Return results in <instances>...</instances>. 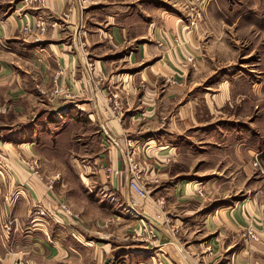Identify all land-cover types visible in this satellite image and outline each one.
Instances as JSON below:
<instances>
[{
    "label": "crops",
    "instance_id": "1",
    "mask_svg": "<svg viewBox=\"0 0 264 264\" xmlns=\"http://www.w3.org/2000/svg\"><path fill=\"white\" fill-rule=\"evenodd\" d=\"M34 1L0 0V98L4 94L10 99L25 97L32 106H49V110H40L47 112L48 119L37 117L41 130L36 131L34 119L27 124L32 126L33 139L26 144L25 153L34 159V165H74L80 188L73 189L68 180L59 181L44 173L43 178L34 177L36 173L31 175L24 167L25 171L20 167L23 173L14 172L9 185L12 190L2 195V203L20 198L25 207L17 202L13 212L8 208L0 212V264H104L106 260L108 264H264V198L248 196L227 206L225 180L206 179L209 175L205 172H171L181 155L188 156L193 148L201 149L200 144L208 142L196 143L194 138L210 139L208 143L217 148L225 145V122L236 125L240 121L224 119L222 112L227 107H251L259 101L256 96L264 94V54H253V46L226 62L230 42L225 37L216 34L212 40L200 42L195 32L188 35L185 31L180 47L162 56L154 43L161 41V29L157 32L154 26L163 24L178 34L185 25L169 18L162 22V17L152 22L139 20L130 11L138 10L133 6L137 1L89 0L87 6H83L85 0ZM217 9L224 10V3ZM232 9L242 11L229 20L234 36L250 38L251 34H245V27H250L254 37L245 45L264 42V0H235ZM39 18L46 28L42 34L35 23ZM23 24L28 27L24 37ZM219 25L216 20L202 24L208 28V36L210 27ZM256 37L259 39L254 41ZM210 55L216 61L210 65L217 66L218 72L214 88L197 81L210 66L204 60ZM188 56L196 59V73L190 81L177 80L172 75L183 71L181 57ZM3 57L14 64L25 58L26 66L38 60L37 66L29 68L33 77L26 71L20 80L17 67L13 68L15 74L8 71L7 76ZM88 62L92 63L91 72L103 75L106 81H89L85 71ZM187 70L193 72L189 67ZM55 72L74 76L66 78L71 82L66 86L67 96H46L44 87ZM171 76L174 82L167 80ZM37 77L42 82L39 95L33 83ZM3 88L8 90L3 93ZM110 98L126 107L121 118L110 112ZM205 113L217 118L216 122L203 124ZM259 123V130L239 128L230 136L244 139L239 145L246 144L249 158L258 155L262 160L264 120ZM101 127L119 148H125L128 140L133 143L131 158L139 166L138 172L143 170L141 181L147 186L146 178L151 179L147 199L129 190L127 163L106 140ZM49 128L50 133L46 132ZM61 155H67L63 163ZM198 162L201 169H211L204 160ZM213 166L225 169V165ZM50 184L56 188L51 190ZM198 189L204 192L202 196ZM216 194L219 204L211 199ZM59 201L69 205L78 221L58 214L55 225L49 221L26 226L34 206L53 214L58 213ZM129 207L133 214L127 211ZM2 218L16 220L10 233L3 230ZM250 226L259 236V241L251 244L245 238ZM143 227L153 228V246L140 240L146 236L141 233ZM128 233L138 234L136 241L125 236ZM93 234L98 242L90 237ZM104 240L110 241L102 244Z\"/></svg>",
    "mask_w": 264,
    "mask_h": 264
},
{
    "label": "rangeland",
    "instance_id": "2",
    "mask_svg": "<svg viewBox=\"0 0 264 264\" xmlns=\"http://www.w3.org/2000/svg\"><path fill=\"white\" fill-rule=\"evenodd\" d=\"M127 2H134L137 1L138 3L133 5V6H138V10H130L131 11V16L138 18L139 20H146L148 21H156L158 20L159 17H162L160 21L164 22L165 18H169L172 20H176L178 22H182L185 26H182L183 32L181 31L178 34H175L177 31H172L168 30L163 24L161 26L155 27L154 29L158 28L157 32L160 30V35H161V41H153L157 47L159 48L161 55H168L171 52H174L176 48L180 47L181 43L184 42V32L189 34H193L194 32L197 34V37H199V41H206V40H212L213 36L216 34H221L222 37H225L227 39V42H230V45L227 44V58L225 61L227 62L228 59L236 55L239 51H248L251 49V47L256 46L254 48L253 54L262 52L264 54V42H251L250 45L246 44L245 41L247 39H250L253 36L252 31L249 30L250 27H245L246 35H252L250 38L249 36L247 37H235L236 31H234V27L230 26V21L233 19L234 16H239V14L242 11H235L232 9V6L234 5L235 0H126ZM38 3V1H34V3ZM221 2L224 3V10H219L217 9V6L221 5ZM85 3V4H84ZM83 3V6L90 5L89 0H85ZM237 13V14H236ZM42 13H39L36 17L40 16ZM1 15V13H0ZM25 16V13L23 17ZM1 19V18H0ZM4 17L2 16V20ZM160 19V18H159ZM228 19V20H226ZM207 20H216L217 23L220 25L218 27H210L209 29V36H208V28H205V26H202L204 22ZM142 21V22H143ZM1 22V20H0ZM141 22V21H140ZM141 22V23H142ZM165 27V28H164ZM25 28L28 29V27L23 24L22 25V32L21 35H26ZM187 28V29H186ZM214 29V30H213ZM180 30H182L180 28ZM42 34V33H39ZM36 35V33H35ZM195 37V36H194ZM259 37L253 38L254 41H257ZM82 44H83V49L87 53V44L85 42V38L81 37ZM252 40V41H253ZM245 42V43H244ZM249 43V42H248ZM236 44V45H235ZM205 48V47H204ZM204 51H202L201 54H203ZM229 55V57H228ZM6 56H9V52L6 53ZM212 55L210 57L204 58V60L207 59L208 65L213 63L216 65V61L212 60ZM3 68L7 70V76H9V72H13V68L17 67L16 69V75L19 77L20 80L24 79L25 76L27 75V72L29 73L27 76L29 78L33 77V69L31 68V71L29 72V68L31 64L33 66H37L38 60H35L34 63L27 64L25 62V58H20L17 59L16 64H14L13 60H10V58H4L3 57ZM87 61L88 58H86ZM192 59V62H189V60ZM201 61V58L199 59ZM213 61V62H212ZM90 65L92 63L88 62ZM181 67H185L183 71H180L177 76L172 75L178 79H183V80H191L193 77L192 75L196 73L197 69V64H196V59L193 57H181ZM187 67L191 68L193 72H189L187 70ZM217 67V66H214ZM212 65H210L207 68V71L201 73L198 80L200 82H205L212 88L215 87L216 83V75H218L216 72L217 69L214 68ZM199 68V67H198ZM3 70V69H2ZM9 71V72H8ZM27 71V72H26ZM15 74V72H13ZM58 72H55L52 74L51 78L49 76V83L45 88L44 91H46V96L51 97L56 96V86H57V81L54 79L57 77ZM39 76V75H38ZM172 76L170 78H167L168 81L174 82ZM191 76V77H190ZM36 77V76H35ZM73 77L72 75H60V82L61 86L66 88L67 85H69L71 82L68 81L66 78ZM65 78V79H64ZM90 79L93 81H99L103 82L106 81V78L103 75H95L92 72L90 73ZM33 80V79H32ZM33 83L35 86L36 94H40L41 89L39 86H41V79L40 77H37L33 80ZM8 90V88H3V93H5ZM57 96H62L61 93H59ZM25 98V97H24ZM24 98L18 99H10L4 95L0 98V212H7L8 209H10V212H13L15 209V205L17 202L22 203L23 206L25 207V202L21 200L20 198H12L8 199L7 205L3 202L2 195H4L7 191L9 193L10 189L9 185L12 183L13 177H15V173H23L22 171H27L31 175H36L34 177H42V173L46 175H51L55 177L57 180L66 179L69 181L71 188L73 189H79L80 186L77 185L76 182V176L74 174V165H34L31 164V160H34L33 158L31 159V156H28L27 153H25L26 148L29 146L26 144H29L31 139H33V136H31L32 132V126H28L27 124L31 123V120L34 119V127L37 131V128L39 130L42 129L41 125L42 123L36 122L37 117L43 116V119H48L47 118V112H42L40 110L42 109H48L49 106H42V105H34L32 106L29 101H25ZM256 100H259L257 103L252 105L251 107L247 108H241V109H230L227 107L224 112V119H231L234 120L235 118H238L240 121L239 124L233 125V123L230 122H225V132H226V143L222 148H217V146L213 144H209L210 139H205L204 137L202 138H194V141L197 143L199 140L200 142H205L208 141L207 143L200 144L201 149L199 148H193V152H190L188 156L181 155V159L178 160V164H175L174 167H172L171 172H190L191 174L194 173V175L201 174L202 172H205L209 176H205L206 179H209L211 177H216V179L220 180H225L226 182V189L225 193L228 196L227 197V203L226 205H233L235 201H244L245 198L248 196L255 197V199L262 200L264 198V157H262V160L257 159L260 156H253L249 158L248 155V150L246 149L245 145H239L244 144V139H238L234 138L233 136H230L233 131H238L239 128H242L243 130L249 131V127H252V130H259L260 123L259 120H264V94L260 96H256ZM109 102V101H108ZM43 104V103H42ZM45 104V103H44ZM48 104V102H47ZM123 111L126 109L125 106H123ZM53 108V107H50ZM40 112V113H39ZM57 115V114H56ZM55 118L58 117V115ZM46 116V117H45ZM203 116V114H202ZM33 117V118H32ZM217 118H211L208 116V114H204V119H203V124L208 125V124H213L216 122ZM42 121V120H41ZM57 123V122H56ZM50 133V128L48 131ZM239 132V131H238ZM41 133V132H40ZM242 133V132H241ZM29 136L27 137V135ZM264 140V138H263ZM236 141V142H235ZM238 141H240L238 143ZM35 142H36V147H39L37 143V138L35 135ZM264 143V142H262ZM21 145V146H20ZM199 144H196L198 146ZM21 147V148H20ZM135 148V147H134ZM17 149V150H16ZM19 149V150H18ZM44 156L48 157L50 155L48 154H43ZM52 155V154H51ZM40 156V155H38ZM53 156V155H52ZM67 155H61L63 158V161L60 163L64 162V158ZM69 156V155H68ZM255 158V159H254ZM204 160V165H209L211 169H201L200 166L196 165H201L198 161ZM39 162V161H38ZM257 162L258 166L255 167L254 163ZM199 163V164H198ZM213 165H225L224 171H222V168L219 167V169H214ZM247 165V166H246ZM137 166V165H136ZM19 167V170L18 168ZM21 168L22 171H21ZM33 167L31 170L30 168ZM44 167V168H43ZM139 167V166H138ZM137 167V168H138ZM15 169V170H13ZM221 169V170H220ZM18 171V172H17ZM218 172H221V175L218 177ZM143 170L140 171L138 174L139 176L142 175ZM212 175V176H211ZM203 178V179H205ZM151 179L149 177L146 178L145 182L148 183L146 186L144 184V181H141V176L140 180L141 184L144 186L145 190L147 191L146 187L150 188L151 187ZM15 183V182H14ZM16 186H14L15 188ZM18 187V186H17ZM16 187V188H17ZM56 188L55 186L52 185L51 190ZM13 188V189H14ZM22 188L20 185L19 189ZM54 192V191H53ZM17 194H20V192H16ZM55 193V192H54ZM197 193L202 196V193L204 192L201 189L197 190ZM56 195H58L56 193ZM148 197V196H147ZM147 197L145 199H147ZM213 198L214 202H217L219 204L218 198L219 196L213 195L211 199ZM221 198V195H220ZM143 199V200H145ZM258 200V201H259ZM231 201V202H230ZM7 207H5L4 205ZM8 208V209H7ZM43 212H48L46 209L42 208L41 206H34L31 209L30 212V218H29V223L26 226H34L35 224L49 222L51 221L53 224L55 223L54 221L58 220V217L54 215V213H49L47 216L46 215H41ZM56 213V212H55ZM7 215V214H6ZM3 215V216H6ZM52 219V220H51ZM2 224L1 226L4 229V226L11 222L12 219L9 218H2ZM54 220V221H53ZM16 224V223H14ZM56 224V223H55ZM54 224V225H55ZM129 225V224H125ZM121 227V226H120ZM118 228V226L113 227ZM109 232H113L112 229H108ZM117 229H115L116 231ZM6 233H10L6 231ZM116 233V232H115ZM121 234V233H120ZM24 235V234H23ZM96 235H91L90 237L93 238V240L98 242V240L94 239ZM125 236L129 238H134L136 241V238L138 237V234L135 233H128ZM97 237H99L97 235ZM116 237V236H115ZM156 236H153L152 238L148 239L147 244L149 245H154ZM246 238V235H245ZM111 241L113 238H109ZM247 239V238H246ZM87 241H90V239L87 237ZM92 240V241H93ZM110 240H104L101 242L102 244H105L106 242H109ZM114 240V239H113ZM84 241V240H83ZM248 241V239H247ZM257 241H259V236L257 234ZM257 241H248V243H255ZM114 242V241H113ZM129 242H132L129 240ZM87 255V252L84 253V256ZM112 256V255H111Z\"/></svg>",
    "mask_w": 264,
    "mask_h": 264
},
{
    "label": "built area",
    "instance_id": "3",
    "mask_svg": "<svg viewBox=\"0 0 264 264\" xmlns=\"http://www.w3.org/2000/svg\"><path fill=\"white\" fill-rule=\"evenodd\" d=\"M38 22L36 25V27L38 28V30H40L41 33H44L46 28L44 26V24L42 23L43 21L41 20V18L37 19L35 21V23ZM28 29L25 28V31H27ZM189 62H192V59L189 60ZM85 71L87 73V76L89 77V81L91 82L92 80L90 79V73H91V65L89 63H87V65L85 64ZM61 73L59 72L57 74V77L54 79L55 81H57V86H56V95H58L59 93L65 95V91L66 88L61 86V78H60ZM67 96V95H65ZM114 98H110L108 101L110 103V112L114 115L115 118H121L123 116V107L120 104V102H118L117 100H113ZM102 133L105 136L106 140L109 142L110 145H112L113 147H116L118 149V152L120 153L121 157H123L125 163H127V171L128 174L130 176L129 178V182H128V188L129 190H131L133 193H135L139 198L141 199H145L148 196V192L145 190L144 186L141 184L140 180V176L138 175L140 172H138V168L135 164H133V159L131 158V155L133 154V151L135 150L133 143L128 140L126 143V149L125 148H119L118 147V143L112 139L110 136L107 135V133L104 131L103 127H101ZM129 150H131L132 152H129ZM254 166L257 167L258 163L255 162ZM49 188H52V185L50 184ZM57 212L58 213H54V215L57 217L58 214L65 216L68 220H71L72 222L78 221L79 216L77 214H74L72 212V210L70 209L69 205L66 202H62L59 201L57 202ZM127 211L131 214H133L132 209L129 207V209H127ZM48 215L49 212H43L41 213V215ZM16 220L13 219L11 220V222L7 223L4 226V229L9 232L12 231L11 227L15 226L16 224ZM141 233H145V237H140L141 241L144 242H148L149 238H152L153 236H155L154 230L153 228L150 227H143L141 229ZM245 235L246 238L248 239V241H257V234L254 232L253 228L250 226L246 229L245 231Z\"/></svg>",
    "mask_w": 264,
    "mask_h": 264
},
{
    "label": "water",
    "instance_id": "4",
    "mask_svg": "<svg viewBox=\"0 0 264 264\" xmlns=\"http://www.w3.org/2000/svg\"><path fill=\"white\" fill-rule=\"evenodd\" d=\"M104 264H108V260H106V261L104 262Z\"/></svg>",
    "mask_w": 264,
    "mask_h": 264
}]
</instances>
